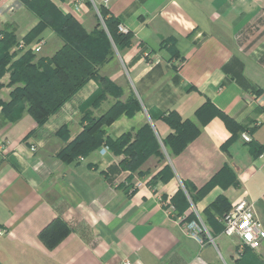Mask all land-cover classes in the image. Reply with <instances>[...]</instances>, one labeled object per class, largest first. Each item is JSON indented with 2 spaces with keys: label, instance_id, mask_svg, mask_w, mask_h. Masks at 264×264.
I'll use <instances>...</instances> for the list:
<instances>
[{
  "label": "crops",
  "instance_id": "0c3cea01",
  "mask_svg": "<svg viewBox=\"0 0 264 264\" xmlns=\"http://www.w3.org/2000/svg\"><path fill=\"white\" fill-rule=\"evenodd\" d=\"M48 1L87 33L96 28L100 0H77V10L76 0ZM104 7L131 40L99 74L121 90L118 101L139 104L132 116L103 126L105 137L148 126L159 153L135 171L122 169L125 154L105 144L70 163L56 158L85 116L97 118L117 101L108 95L86 105L98 91L93 80L40 126L25 111L12 119L0 106V264H264V240L241 248L222 234L220 220L245 200L264 230V0H113ZM38 22L22 1L0 0V35L13 32L18 43ZM38 41L41 53L49 50L45 58L62 45L50 28L31 43ZM11 52L12 61L23 53ZM9 92L0 90V102ZM206 102L238 131L200 110ZM171 113L197 129L179 147L168 138L175 135L164 121ZM184 185L195 189L194 201ZM218 198L227 208L212 207ZM169 204L200 219L212 242L187 237Z\"/></svg>",
  "mask_w": 264,
  "mask_h": 264
},
{
  "label": "trees",
  "instance_id": "16d2710c",
  "mask_svg": "<svg viewBox=\"0 0 264 264\" xmlns=\"http://www.w3.org/2000/svg\"><path fill=\"white\" fill-rule=\"evenodd\" d=\"M20 1L39 20L38 24L24 37V43L30 44L44 29L50 28L62 45L49 58L36 59L34 53L25 51L18 59L12 61L14 55L10 53V49L17 44L16 38L13 32H4L0 35V79L8 73L6 87L15 86L10 91L9 101L0 102L6 116L15 119L25 111L40 126L87 81L93 80L98 84V91L86 105H99L108 95L117 101L97 118L85 116L82 131L58 151L56 158L70 163L80 156H87L100 145L105 144L114 154H125L126 159L121 163L122 169L135 171L149 156L158 154V142L148 126L140 129L134 136L124 134L115 141L107 139L102 129L120 115L132 116L139 109V104L133 97H129L124 103L118 101L121 90L99 74V68L113 56L114 49L127 46L131 35L119 30L118 21L109 15L103 5L98 7L99 19L96 28L87 33L71 15L62 14L48 0ZM2 87L0 84V89ZM201 109H209L211 111L209 118L217 116L230 131L234 133L238 131V126L232 120L213 109L209 103L206 102ZM164 121L175 132V135L168 136L174 146L184 145L197 134V129L182 121L174 113L164 118ZM134 138L136 139L133 141ZM158 178L165 180L163 176ZM211 186H213L212 183L208 184L198 190V193L206 192ZM184 188L190 200L194 201L192 192L195 189L185 185ZM212 207L221 210L227 208L220 198ZM174 209V219L184 217L186 221H189L195 218L190 215L183 216L184 214L178 212L175 206ZM228 211V208L223 211L221 219ZM210 223L212 224L211 220Z\"/></svg>",
  "mask_w": 264,
  "mask_h": 264
},
{
  "label": "built area",
  "instance_id": "2783aa9c",
  "mask_svg": "<svg viewBox=\"0 0 264 264\" xmlns=\"http://www.w3.org/2000/svg\"><path fill=\"white\" fill-rule=\"evenodd\" d=\"M113 0H100L101 5L107 6ZM80 2L77 0L74 2V10H77ZM122 33L127 31L118 26ZM43 42L38 41L36 43L25 44L24 41H19L14 47L16 51L25 52L30 51L34 54L40 52ZM245 141L250 139L243 136ZM104 149L107 150L106 147ZM31 151H35L31 147ZM136 187L141 186L140 182H136ZM168 215L173 216L175 214L174 206L169 204ZM181 223L182 228L187 237L196 241L200 246L206 243L212 242V237L208 233L206 227L200 219H193L186 221L184 217H178L176 219ZM223 225L222 234L226 237H237L240 240L241 248H254L257 244L264 240V230L261 228L259 221L256 217L254 206L245 200H239L232 204L231 208L225 213L221 219ZM123 264H130L128 261H124Z\"/></svg>",
  "mask_w": 264,
  "mask_h": 264
},
{
  "label": "rangeland",
  "instance_id": "374dc122",
  "mask_svg": "<svg viewBox=\"0 0 264 264\" xmlns=\"http://www.w3.org/2000/svg\"><path fill=\"white\" fill-rule=\"evenodd\" d=\"M11 54H13V55H16V53H14V52H11ZM41 55H49V50H48V48H46V47H44V50L42 51V53H41V51L40 52H38V53H36L35 54V57H36V59H39L40 57H41ZM19 56H21V55H19ZM6 74H8V73H6ZM1 80H2V78L0 79V84L3 86V87H6V84H2L1 83ZM2 87V88H3ZM13 87H15V86H13ZM13 87H7L10 91L13 89ZM1 88V89H2ZM0 89V90H1ZM10 93V92H9Z\"/></svg>",
  "mask_w": 264,
  "mask_h": 264
}]
</instances>
